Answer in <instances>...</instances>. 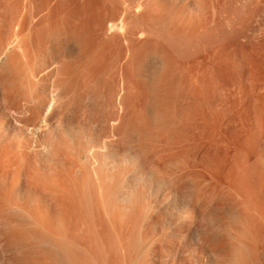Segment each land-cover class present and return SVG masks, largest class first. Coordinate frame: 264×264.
<instances>
[{
	"label": "rangeland",
	"instance_id": "374dc122",
	"mask_svg": "<svg viewBox=\"0 0 264 264\" xmlns=\"http://www.w3.org/2000/svg\"><path fill=\"white\" fill-rule=\"evenodd\" d=\"M2 1L3 0H0V5H2V9H0V12H3L7 9L5 7L8 0H6V4L4 2L5 0L3 1L4 3ZM17 1L20 2L19 4L25 2V0ZM41 1L42 0H37V2L39 3ZM12 2L14 6V0ZM60 2H62L65 6L62 3L61 6L60 4H58L56 9L58 10L59 7V14L57 10H55V13L53 15H56L55 17H57V15L58 17L62 15L63 17L60 16V19L57 18L58 23H60L59 25L62 26L61 28H63V26L64 28H67L65 29L67 30L66 32L72 33L73 37L76 36V38L72 39L73 37H70L71 39L68 40L69 42H66L68 43V48L66 47L67 44L64 42L65 36L61 37L64 41L60 38L59 40H57V43H55V45L58 46V43H60L58 41L62 40L64 45L66 44L65 47L67 48V50H69L68 52L67 50L61 48L63 47L61 46L63 43H60L61 45H59L61 46L59 48L61 50V53L60 50L57 49V46L55 50L57 51L56 60L58 59V61L60 62L63 59L62 62L65 63L63 64L66 70L62 69L61 62L59 64V62L57 61V64L60 66L59 67L57 65V70L61 69V71L56 70L54 78L50 77L48 79V82L51 81V83L49 84H52V80H55L53 85H56V81L57 85L60 82L58 86L54 85L57 88L60 87V90H58L60 92L61 98L57 102V104L59 103L60 105H56V107L58 106L57 113L60 114L59 116H62L60 113L61 111L62 114L64 113V116L67 114H73L74 116L75 113H83L82 116L77 114L75 115L78 118V120H76L75 122V125L77 121H81L84 112H87L85 114H88L87 116L89 119L90 117L92 118L88 120V118H85V115L83 117L84 120L86 119L85 121H90V125L87 122L88 127H86L93 128H90L92 132H89L92 137L90 136V138H88H92L93 141L91 139L92 143L89 142V140L88 142L90 144L87 143L90 147H92L91 145H93V147L91 148L92 150H89L90 148L87 144L86 147L88 146V151L92 152V154H97L99 156L98 157L96 155V159L101 157L100 159L102 160H99L98 163L100 164V161H106L105 163H101V165L104 164L105 167V164H107V169L109 170L111 166L113 167V164L116 165V163H120L125 158L123 160L125 161V164L122 161L121 164L116 165V167H113V169L118 168L117 170H121V172L126 175V170L128 169L127 172H129V170L132 168L131 170H134V173L136 170L137 174H135L137 175V177H141V180L138 178L139 181H134V177L130 179L126 175V177L124 178L125 175L122 174V177L119 173L120 171L118 172L116 170V172L119 173L117 177H119V180L122 178L121 182L124 184H122L124 188L122 186L120 187L118 184L117 188L120 187L118 189V192H122V194H125V196L127 195L126 197H124V199L127 200L121 198L122 195L120 196V193H118L119 197L115 196L114 199L117 197L119 200H121V202L123 201L122 204L124 203V205H127L129 203L128 199L131 198H129V196L131 195V191H133L132 188H135V186L138 185L137 190H141L142 192H136L137 190L134 189L135 192L137 194L147 192L144 193V195L142 194L143 196H141V199H143V197H146L145 199H147L148 202L145 203L151 205V208L153 209L151 210L149 208L148 211H144L145 216L146 213L151 212V214H148L149 218L152 219L151 222H153H150V224H152L151 226L150 224L145 223H149L150 219H145L147 221H144L142 218L144 217V215L142 216L141 211H143L144 204L142 205L141 202H144L142 200H139L140 204L138 207H140L142 210L139 209L140 214L137 216L139 220H137V225L139 224L137 226L138 233L136 232L137 235H135L134 237V239L137 240H135V252L138 251L135 254L139 257H137L136 255L133 256L136 259V262L134 264H211L213 260L210 261L209 259H211V254L213 253L214 249H212V245L210 247L209 243L205 242L206 238L208 240L210 239L212 242H215V245H218L217 248L215 246L216 256L212 264H232L233 261L231 260V254L229 250L232 248V245H238L241 241L245 244L248 243L249 247H247L250 251L244 254L245 261L243 264H264V212L262 211L261 217H258L254 209L252 210L253 212L249 210L250 212L247 213V209L246 207H244V204L247 205V203L249 202L251 203H249L248 205L254 207L257 202L259 203L258 199H260L264 203V0H61ZM8 3H10V0ZM11 6L12 5L10 3V9H7L8 13L6 11L7 14H5L4 12L5 16H8V20L11 17V13L9 15V12L13 8V6L12 8ZM22 6L23 8H21L23 9V12H25L24 8H26L27 10L31 9V11L26 10L27 13H33V9L30 8V6L29 9L27 8L28 6L25 7V3ZM70 8H72V12L70 11ZM43 16V13L36 15L34 21L37 22ZM57 19L54 18V21H56ZM60 21H64V24L68 22L70 23L69 26H71L68 27V23L64 25ZM36 22H34V24ZM10 26L12 27V25ZM71 27L73 29H71ZM57 28L59 29L60 27H58L57 25ZM61 28L59 30H62ZM40 31L43 32L42 30ZM40 31H38L39 33H37L36 35H42ZM73 33H75L76 35L74 36ZM41 35L35 37V35H33L31 32H28V34L26 35V44L28 47L30 46V48L34 50V46H37L38 42H44L45 40V45L43 46L42 44L40 47L41 54L44 55L41 57H43L42 60L46 59V62H50L52 59L50 60L49 57L52 56L53 53L51 52V45H49L48 43L51 42H49L50 40H47L48 37L46 36V34L44 35V38H42ZM79 35L83 36L85 42H80V39L82 40V37L80 38ZM45 36L47 37L46 39ZM38 37H41L43 40ZM39 39L41 41H39ZM75 43H77V45ZM70 45L71 47L69 48ZM82 45H85L83 46L85 48H83ZM73 50L74 52H72ZM42 51L45 52V54ZM46 54H48V56ZM64 55H67V57L70 55L71 57L69 56V58L66 59L67 57H65ZM78 58H80V60ZM37 59L38 58H36L35 60L36 63L34 60L33 61L35 64H39L35 66L40 67L41 58L39 61ZM76 60H78V63ZM164 60L169 63L171 70H168L169 75L167 74V72L163 74V79L162 77H157V74L158 70L162 68V66L160 65H163ZM33 61L32 64H34ZM72 62L75 63L74 66L72 65L74 63ZM70 65H72L73 68L70 67ZM146 65L149 69L145 68L147 67ZM66 66L67 68L68 66L70 67L68 68L69 71H67L68 69L66 68ZM82 66L86 67L84 68ZM79 68L83 69L81 70ZM155 68L158 70H156ZM63 70L64 74L66 71V76L62 74ZM5 73V71L2 72L0 70V74L2 76L5 75ZM78 73L80 74V76H82L80 77ZM88 73L90 77L88 76ZM67 75L69 76L67 77ZM75 75H77V79H75ZM2 76L0 77V85H2L3 83ZM70 76L73 77L71 78ZM61 78H63V80H65L66 82L64 81L65 83H63ZM69 78L70 80H68ZM69 84L74 85L71 86ZM61 86L63 87V89L61 88ZM74 86H77V89ZM78 87H80L81 89ZM0 89L3 91L4 88L2 89L0 87ZM81 90L83 93H81ZM21 91L24 90L22 89ZM21 91H18V93ZM97 91L99 94H97ZM3 92H1L2 96L4 95ZM23 93L21 92V94ZM124 93H127V95H125ZM1 94L0 105H3V107H1L0 113H6L8 109L9 112L7 111V114L13 113V106L16 102V105H19L22 101L21 98L18 97L20 99V101L18 102V99H16L17 93H15L16 95L13 93L15 97L13 94H10L12 100L8 99V101H12L10 102L11 104H14L12 106L6 100L7 98L4 100L6 95L2 97ZM110 94H112L113 99ZM131 96L132 98H130ZM78 97L80 98L78 99ZM2 98L4 101L1 100ZM71 98L74 104L71 102ZM24 99L25 98H23V100ZM82 99L84 100L82 101ZM13 100L15 101V103L13 102ZM24 103L21 102V105ZM104 104L106 105V107ZM128 104H130L131 106L129 105V107ZM6 105H10L12 106V108L9 106L6 110ZM65 105L66 107L68 105L69 106L68 109L66 108L64 110ZM107 105L109 107H107ZM15 107L17 108L18 106ZM56 107L54 108V110L56 109ZM129 110L131 111V113ZM147 111L148 113H146ZM100 113H103L104 115ZM112 113L117 117L115 123L114 121L106 122L107 117L110 118ZM13 116H15L14 113L12 114V118ZM73 116L72 118L75 119V117ZM65 117L69 116L67 115ZM133 117L135 118V120L137 118L138 121H135ZM118 118L121 122L118 121ZM58 119H60V117L58 118L57 115L54 119L51 120L53 122H51V126L55 128L54 131L56 130L54 136L50 137L48 134H46L47 130H43L42 134L43 136L45 134L44 138H46L47 136V138H58L60 141H62L61 139L63 138L65 141L69 140L71 134L59 132L61 130H58V123H56V121L59 122ZM126 120H129V122H127ZM142 120L144 121L143 123ZM80 121L78 124L81 125ZM1 124L3 125L2 118H0V125ZM111 124L113 125V127ZM1 126L0 130L2 132L0 131V134L5 131L4 134L8 135L9 132L6 133V129H2V127H5V124L4 126ZM116 126H118V129L116 128ZM114 129H116V132L113 131ZM87 130L89 131V129ZM99 130L106 132H103V134L100 133L101 131ZM76 131H78V129H76ZM123 132L125 133L126 137ZM137 133H140L141 135H138ZM56 135L59 137H57ZM129 135H132V137H130ZM121 136L123 140L121 139ZM145 136L149 141H146ZM72 137L71 139L73 140ZM94 137L97 139L95 140ZM72 140H69L70 145H72V143L70 142ZM118 141H120L119 146H117ZM66 142L68 143V141ZM134 142H136V144ZM142 142L144 143L141 144ZM62 143L65 142L62 141L60 145ZM69 143L65 144L64 147L66 148V145H69ZM97 143H99L100 145ZM114 143L116 144V146L112 148L111 145L113 146ZM140 146H142V148H140ZM64 147L62 148L60 146V149L62 148L61 150H63ZM131 148L133 152H136L135 154L132 152ZM150 148L152 151L150 150ZM112 151H114V155ZM67 152H69L68 149L66 150V153ZM60 153L61 152H59V154ZM92 154L90 156L88 155V162H90V164L88 163L89 165L92 164V160H96L94 157L95 155H93L94 159L92 158V160L90 161ZM137 154H139L140 157ZM43 155L42 157H45L46 160L44 158H40V161L43 163L40 162L41 165L38 166H41V168L49 167L46 165H43V167L42 164H44L45 162V164H48L47 162L53 159L52 155L55 154H52L51 156L49 154ZM132 155H136L137 157H133ZM49 157H51V159ZM56 157L58 158L59 156L56 154L54 158ZM138 158H140L139 161ZM131 159H135L136 161L134 160V162ZM145 159L147 162L150 160V163L145 162ZM112 161H116V163L114 162L112 164ZM51 162L53 163V161ZM138 162H140L141 165L137 164ZM40 163L38 162V164ZM52 163L49 162V164ZM110 163L112 164L111 166ZM88 164L87 169H89V167L91 168L92 165V167H96L94 166V164H92L91 166H89ZM122 165L123 169L120 168ZM137 166H139L140 168ZM112 167L110 168L111 170ZM128 167H130V169ZM148 167L150 169H147ZM90 170L89 172L92 171ZM144 170H147L145 171L146 173L144 172ZM142 171L149 176H146L145 174L144 176ZM112 172L116 173L115 171ZM107 173L108 171L106 172V174ZM136 175H134L135 179L137 178ZM146 177L148 179L151 177L149 179V182ZM132 180L135 183H130ZM142 180L143 182H141ZM104 181L106 184L111 183L109 179L108 181L104 179ZM147 183L149 184L148 187ZM173 183H177L175 187ZM130 184L133 185L131 186ZM144 184L146 187L144 186ZM181 185H183V188ZM142 188L146 190L144 191L142 190ZM200 190L201 192H199ZM145 194H148V196L150 197ZM139 196H137L138 199L140 198ZM112 197H110L109 199H111ZM244 197L245 201L247 198L246 202L243 200ZM145 199L143 200L146 201ZM111 200H113V198ZM119 200L116 199L114 201ZM150 200L153 201V204ZM262 202L259 204H263ZM191 206L193 207L191 208ZM256 206L258 207L259 205L257 204ZM144 207L147 209L150 206L144 205ZM204 208L206 210H204ZM261 210H264V208H261ZM1 211L2 210H0V231L2 233H0V264H38L39 262V264H43L44 260H46L44 264H94V262L95 264H98L99 262H102V257L100 256L99 258L98 253L92 255L91 253L95 252L85 251L83 244H75V246L72 245L70 247H67L68 245L62 247V245L60 244L59 247L57 246L58 244L56 245V242L54 241V243L53 239L49 238L45 233L37 230V228H35L33 225L30 226V221L27 222L25 220H22L19 215L13 211H9V213L6 210H3L2 212ZM3 212L4 215L1 214ZM10 212L12 213V215ZM89 214V212L85 214L87 216L85 217L88 218V221L91 218V215ZM148 215L146 217H148ZM240 217L244 221H246L247 219H251L250 221L253 220L254 223L251 222L253 224H250V226L252 225L251 228H249L251 229L250 231L249 229H245V231H243V228L245 227L243 225L245 224V222L240 220ZM236 218H238L239 220ZM19 221L21 222L19 223ZM141 221H144V223H142ZM18 223L20 225H18ZM228 224H230L229 227ZM22 226L23 228L21 229ZM119 226L120 227L118 228L122 229L123 225ZM239 227L243 228L240 229ZM258 228H260L259 231ZM246 231H249V233ZM24 232H26L27 234ZM20 233H23L22 235L27 236V238L25 236L19 235ZM152 234H154L155 236ZM229 235H231V237ZM236 235H238L237 237H239L237 239L238 241L235 240L237 238ZM240 235L244 237V239ZM1 236L3 237L1 238ZM146 236H150V240ZM39 237L41 239H39ZM47 237L49 238V241H47ZM31 238L32 241H30ZM199 238H202V240L204 239V242L199 240ZM225 239L226 242L224 241ZM4 240L7 242H4ZM19 240L21 241L20 244H23L22 246L19 245ZM42 240H46L47 242ZM218 240H221L222 242L224 241V243L226 244L223 245V243L221 242V246V243H219ZM35 242L37 243L35 244ZM41 242L44 243L41 244ZM148 242L149 244H147ZM225 245L227 246L224 247ZM142 246L143 248H141ZM160 246L164 249L162 248V250ZM219 247L220 249H226V251L219 250ZM68 248L71 253H69ZM52 249L54 251H52ZM38 250H40V252ZM32 251H34V254ZM36 251L39 254H37ZM220 251H222L223 253ZM60 252L63 253L60 254ZM51 253H53V255ZM57 253L59 256L56 255ZM64 253L66 256H63ZM126 257L128 256L126 255ZM129 257L127 258V261H129ZM90 259L92 260V262H90ZM95 259H98V262H96ZM135 259L133 260L135 261ZM24 260L26 262H23Z\"/></svg>",
	"mask_w": 264,
	"mask_h": 264
},
{
	"label": "bare ground",
	"instance_id": "6f19581e",
	"mask_svg": "<svg viewBox=\"0 0 264 264\" xmlns=\"http://www.w3.org/2000/svg\"><path fill=\"white\" fill-rule=\"evenodd\" d=\"M4 1V0H3ZM2 1V2H3ZM13 0H10V3L11 5L13 6ZM23 1V0H21ZM39 1V0H38ZM61 1V0H60ZM58 0H42L40 3L37 2V0H25V7L28 6L27 8L29 9V6L30 8L33 9V13L31 14V12L28 13L26 12V8H24L25 12H23V6L24 3L22 4H19L20 2H18L17 0H14V6L12 8V10H10L9 12V15L11 13V17L10 19L8 20V16L6 18L5 14L8 13V8H9V5L10 3L9 0L7 2V5L5 8H7L5 11H1L0 12V70L3 72L5 71V75H1L2 76V80H3V83L2 85H0V87L3 89V91H6V92H3L1 89L0 91L4 93L3 96H5L4 100L6 99L8 101V99L12 100L10 94H15L17 93V98L18 99L17 101L19 102L20 99L18 97L21 98V102H25L24 104L21 105V102L19 105H16L15 103V99L13 100V102L15 103V105L10 102L12 101H8L9 104H11L14 108H12V106H10L12 109H13V113L15 116H13L12 118V114L13 113H8L7 114V111L9 110L7 106V108L5 107V110L6 113L3 112L0 113L2 115H0L2 118V121H3V125L5 124V127H2L3 130L6 129V133L7 134H4V132L2 134H0V210H6L8 211H13L15 212L16 214L19 215V217L22 219V220H25L27 222L30 223V226H34L35 228H37V230H40L41 232L45 233L49 238L53 239V242L60 247V244L63 246H66L68 245L67 247H70L72 245L75 246V244H83V247H84V250L87 251V252H95V253H91L92 255L93 254H97L98 253V256L100 258V256L102 257V262L104 264H134L136 262V259L133 257L135 256L138 251L135 252V243H136V239H134L136 232H137V229H138V225H137V216L140 214V210H142L139 206L140 204V201L142 200L144 203L141 202V204L145 205V206H150L148 207L147 209L144 207L143 205V211H141L142 213V216L145 214L146 211H148V209L150 208L151 210H153L151 208V205H149L148 203H145V202H148L147 199H145L143 197V199H145L146 201H144L143 199H141L144 195V193H147V192H144V193H136V192H139L141 190H137L138 189V185L135 186V188H132L133 191H131V195L129 196L130 199H128V204L127 205H124V203L122 204L121 200H119L117 197L114 199L115 196H118L120 193V196L122 195L121 198L124 199L125 194L123 195L122 192H118L119 188L122 186V182H121V179L119 180V177L118 174L120 173V175L122 176V174H124L123 172H121V170H117L118 168H114L113 167H116V165H119L121 164V162L125 159H123L120 163H116V161H112V164L115 162L116 165L113 164V167L111 166L112 164L110 163V166L112 167V170L109 168V170L107 169V164H105V167H104V164L101 165V163H105L104 161H100V164L98 163L99 160H102L100 158L96 159V155L97 154H92V152H90L93 147V145H91L92 147H90L88 144H90L89 142H91V139H88L90 138L91 134L89 133L91 130L90 128H87L88 125H87V122L88 121H85L87 118H88V114L86 115L85 113L87 112H84V115L86 116L85 120L80 118L82 116V114H77L75 113V115H81L79 118L81 119L80 124L79 121H77L76 125H75V122L76 120H78V118L73 114H71L73 117H75V119L72 118L71 115L66 114L69 116V117H65L67 115H63L62 114V111L60 112L62 116H59L60 114L57 113V109H58V106L56 107L57 102L59 101V99L61 98L60 97V92H59V88L55 87L57 85V81H56V85L54 86L53 83L55 82V80H52V84H49L51 83V81L48 82V79L50 77L54 78V75L56 73V70L58 69L57 68V63L59 62L58 59L56 60V46L55 43H57V40H59L62 36H65V43L71 39L73 37L72 33L70 32H66L67 28H61L62 26L59 25L60 23H58V15L57 17H55L56 15H53L55 13V10H57V5L60 4V6L63 4L62 2H60ZM65 1V0H63ZM75 1V0H74ZM77 1V0H76ZM5 4H6V0L4 1ZM3 2V3H4ZM60 2V3H59ZM67 2V1H66ZM62 3V4H61ZM75 3V2H74ZM1 4V2H0ZM9 4V5H8ZM66 4V3H65ZM64 5V4H63ZM2 5H0L1 7ZM4 6V5H3ZM65 6V5H64ZM63 6V7H64ZM67 6V5H66ZM69 6V5H68ZM73 6V5H72ZM71 6V7H72ZM22 7V8H21ZM2 9V7L0 8ZM4 9V8H3ZM10 9V8H9ZM67 9V8H66ZM65 9V10H66ZM69 9V8H68ZM72 8H70V11H71ZM31 11V9H29ZM27 10V11H29ZM7 11V13H6ZM12 11V12H11ZM59 11V7H58V10L57 12ZM5 12V14H4ZM56 12V14H57ZM63 12H64V8H63ZM69 12V11H68ZM72 12V11H71ZM25 13V14H24ZM27 13V14H26ZM40 13H43V17H41V19H39L37 22L34 21L36 15L40 14ZM67 13V12H66ZM4 14V15H3ZM31 14V15H30ZM59 14V12H58ZM68 14V13H67ZM28 15V16H26ZM69 15V14H68ZM67 15V16H68ZM54 16V17H53ZM70 16V15H69ZM63 17V16H62ZM54 18H56L57 22L54 21ZM61 18V17H60ZM59 18V19H60ZM67 18V17H66ZM65 18V19H66ZM38 19V18H37ZM71 19V18H70ZM64 20V19H63ZM69 20V19H67ZM73 20V19H72ZM9 21H10V24H9ZM34 22H36L34 24ZM61 22V21H60ZM64 22V21H63ZM61 22V23H63ZM76 22V21H75ZM12 23V24H11ZM68 23V22H67ZM67 23H63L64 25H66ZM82 23V22H81ZM58 27H60L62 30H59L57 28V25ZM70 23H68V27ZM12 25V27L10 26ZM73 25V24H72ZM77 25V24H76ZM75 25V26H76ZM80 26V25H79ZM76 28V27H75ZM70 29V28H68ZM71 29H73L71 27ZM40 30H42L46 36L48 37V41L51 42V43H48L49 45H51V52L53 53L52 56L49 57V59L51 60L50 62H46V59L42 60L43 57L41 56H44L41 54V50H40V47L41 45L43 44V46L45 45L42 38H44V33L41 32ZM78 30V29H77ZM83 30V29H82ZM38 31H40L41 34H38L36 35L37 33H39ZM81 31V30H80ZM28 32L32 33L33 35H35V37L37 36H42L41 37H38L40 38L39 41L41 42H38V45L37 46H34V50L30 48V46L28 47L27 44H26V35L28 34ZM79 32V31H78ZM80 33V32H79ZM83 33V32H82ZM74 36L76 35L75 33H73ZM84 35V34H83ZM32 36V35H31ZM45 36V39L47 38ZM80 36V35H79ZM71 37V38H70ZM82 37V40L80 39V42L84 41L83 39V36H80V38ZM34 38V37H33ZM76 38L73 37L72 39ZM34 40V39H33ZM62 40L58 41L60 42L61 44L63 43ZM47 41V42H48ZM75 41V40H74ZM37 42V41H36ZM54 42V43H53ZM69 42V41H68ZM77 42V41H76ZM79 42V44H80ZM60 43H58V46L61 45ZM67 44V45H66ZM66 47L68 46V43H66ZM77 45V43H75ZM78 44V45H79ZM83 44V43H82ZM88 44V43H87ZM48 45V46H49ZM64 43L61 45V46H57V49L60 50L59 48L61 47L62 49H65L67 50V48L65 47ZM89 45V44H88ZM87 45V47H88ZM32 46V48H33ZM81 46V44H80ZM85 46V45H82V47ZM39 49H38V48ZM50 47V46H49ZM71 47V45L69 46V48ZM79 47V46H78ZM81 47V48H82ZM48 48V47H47ZM85 48V47H83ZM82 48V49H83ZM42 49V48H41ZM50 49V48H49ZM72 49V48H71ZM70 49V50H71ZM40 50V51H39ZM50 51V50H49ZM69 52V50H67ZM83 51V50H82ZM88 51V49H87ZM86 51V52H87ZM43 52V51H42ZM64 52V50H63ZM62 52V53H63ZM71 52V51H70ZM74 52V50L72 51ZM85 52V50H84ZM45 54V52H43ZM59 53V51H58ZM60 53H61V50H60ZM77 53V52H76ZM75 53V54H76ZM88 53V52H87ZM150 53V52H148ZM49 54V52H48ZM48 54H46L48 56ZM64 54V53H63ZM70 54V53H68ZM74 54V53H73ZM78 54V53H77ZM82 54V53H81ZM40 56V57H39ZM60 56V55H59ZM65 57H67V55H64ZM70 56V55H69ZM69 56L66 58L68 59ZM76 56V55H75ZM80 56V55H79ZM146 56V55H145ZM46 57V56H45ZM71 57V56H70ZM78 57V56H77ZM82 57V56H81ZM80 57V58H81ZM34 58V59H33ZM36 58H38L37 60L39 61L40 58H41V63H40V67L38 66H35V65H39V64H35L36 63ZM58 58V57H57ZM60 58V57H59ZM80 58H78L80 60ZM35 63H34V61ZM65 59V60H66ZM72 59V58H71ZM63 60V59H62ZM62 60L60 61L61 62V68L62 69H65V66H64V62H62ZM74 60V58H73ZM145 60V59H144ZM32 61L34 64H32ZM37 61V63H38ZM58 61V62H57ZM77 63H78V60H76ZM162 61V60H161ZM31 62V64H30ZM59 62V64H60ZM64 63V64H63ZM71 63V62H70ZM74 63V62H72ZM163 63V62H162ZM67 65V63H66ZM73 66L75 65L72 64ZM72 65H70V67H72ZM59 66V65H58ZM147 66V65H146ZM160 66H162L161 69H156L158 70V74H157V77L159 78H163L164 77V73L168 72L171 70L170 69V65L168 62H166L164 60V63L163 65L161 64ZM60 67V66H59ZM68 66V68H70ZM82 67H86V66H82ZM35 68V69H34ZM67 68V66H66ZM67 68V69H68ZM73 68V67H72ZM145 68H148L145 67ZM174 68V66H173ZM172 68V69H173ZM81 69V68H79ZM83 69V68H82ZM81 69V70H82ZM149 69V68H148ZM170 69V70H169ZM66 70V69H65ZM71 70V69H70ZM155 70V71H156ZM169 70V71H168ZM45 71V72H44ZM57 71H61V69L57 70ZM69 71V69L67 70ZM72 71V70H71ZM84 71V70H83ZM64 70L62 71V74ZM79 72V71H78ZM59 73V72H57ZM73 73V72H72ZM82 73V72H80ZM3 74V73H2ZM65 74L66 71H65ZM64 74V75H65ZM71 74V73H69ZM79 74V73H78ZM156 74V72H155ZM44 75V76H43ZM73 75V74H72ZM86 75V73H85ZM169 75V74H168ZM0 76V77H1ZM66 76V75H65ZM64 76V77H65ZM69 75H67L68 77ZM77 75H75L76 77ZM80 76V74H79ZM82 76V75H81ZM80 76V77H81ZM84 76V75H83ZM88 76H89V73H88ZM87 76V77H88ZM66 77V78H67ZM71 77V76H70ZM73 77V76H72ZM71 77V78H72ZM90 77V76H89ZM51 78V79H52ZM59 78V77H58ZM78 77H76L75 79H77ZM63 83H65L66 81L63 80V78H61ZM60 79V80H61ZM90 79V78H89ZM164 79V78H163ZM1 80V82H2ZM57 80V79H56ZM70 80V78L68 79ZM82 80H85V79H82ZM91 80V79H90ZM156 80V79H155ZM158 80V79H157ZM65 81V82H64ZM81 81V79H80ZM79 81V83H80ZM88 81V80H87ZM152 81H153V78H152ZM161 81H164V80H161ZM166 81V80H165ZM74 82V81H72ZM90 82V81H89ZM88 82V83H89ZM159 82V81H158ZM60 83V82H59ZM58 83V85H59ZM70 83V82H69ZM82 83V82H81ZM84 83V82H83ZM153 83V82H152ZM157 83V82H156ZM160 83V82H159ZM158 84V83H157ZM57 85V86H58ZM62 85V84H60ZM66 85V84H64ZM68 85V84H67ZM71 85V84H69ZM74 85V84H73ZM71 85V86H73ZM87 85V84H86ZM86 85H83V86H86ZM79 86V84H78ZM88 86V85H87ZM164 86V85H163ZM70 87V86H69ZM76 87L77 89V86H74ZM81 87V86H80ZM78 87V88H80ZM162 87V86H161ZM20 88V89H19ZM61 88L63 89V87L61 86ZM84 88V87H83ZM82 88V90H83ZM86 88V87H85ZM24 90V91H21V90ZM59 89V90H58ZM61 89V90H62ZM81 89V88H80ZM72 90V88H71ZM81 90V93H83ZM95 90V89H94ZM126 90V89H125ZM18 91H21L23 94H21V92L18 93ZM63 91V90H62ZM77 91V90H76ZM0 92V94H1ZM67 92V91H66ZM74 92V91H73ZM79 92V91H78ZM87 92V91H86ZM85 92V93H86ZM106 92V91H105ZM126 92V91H125ZM72 93V92H71ZM88 93V92H87ZM115 93V92H114ZM137 93V92H136ZM135 93V94H136ZM13 94V95H14ZM20 94V95H18ZM66 94V93H64ZM97 94L98 91H97ZM113 94V93H112ZM112 94L111 97H112ZM123 94V93H122ZM125 94V93H124ZM129 94V93H128ZM132 94V93H131ZM14 95V97H15ZM69 95V93H68ZM74 95V94H73ZM76 95V94H75ZM82 95V94H81ZM85 95V94H84ZM107 95V94H106ZM109 95V96H110ZM115 95V94H114ZM113 95V96H114ZM127 95V93L125 94ZM2 96V94H1ZM2 96V97H3ZM66 96V95H64ZM87 96V95H86ZM93 96V95H92ZM136 96V95H135ZM13 97V98H14ZM25 98L23 100V98ZM73 97V96H72ZM84 97V96H83ZM89 97V95H88ZM97 97V96H96ZM116 97V96H115ZM74 98V97H73ZM80 97H78L79 99ZM87 98V97H86ZM95 98V97H94ZM102 98V97H101ZM108 98V97H107ZM117 98V97H116ZM124 98V96H123ZM132 98V96L130 97ZM135 98V97H134ZM77 99V98H76ZM85 99V98H84ZM82 99V101L84 100ZM113 99V97H112ZM126 99V98H125ZM3 100V98L1 99ZM3 100V101H4ZM26 100V101H25ZM67 100V99H66ZM72 100V98H71ZM104 100V99H103ZM111 100V99H110ZM118 100V99H117ZM113 101V100H112ZM134 101V100H133ZM132 101V103H133ZM149 101V100H148ZM147 101V102H148ZM7 102V103H8ZM73 103V100L71 101ZM107 102V101H105ZM111 102V101H110ZM117 102V101H116ZM6 103V102H4ZM67 103V102H66ZM72 103H69V104H72ZM78 103V102H76ZM75 103V104H76ZM112 103V102H111ZM62 104V103H61ZM64 104V103H63ZM74 104V103H73ZM102 104V103H101ZM121 104V103H119ZM60 105V104H59ZM103 105V104H102ZM105 105V104H104ZM130 104H128L129 106ZM15 106H18L17 108ZM63 106V105H62ZM69 106V105H68ZM68 106L66 107L65 105V108L64 110L67 108L68 109ZM85 106V105H84ZM92 106V105H91ZM131 106V105H130ZM129 106V107H130ZM1 107H3V105L1 106L0 105V109ZM56 107V111L54 110V108ZM72 107V106H71ZM81 107V106H80ZM83 107V106H82ZM106 107V105H105ZM107 107H109L107 105ZM111 107V106H110ZM128 107V108H129ZM116 108V107H115ZM118 108V107H117ZM125 108V107H124ZM134 108V107H133ZM131 108V109H133ZM148 108V107H146ZM11 109V110H12ZM70 109V107H69ZM108 109V108H107ZM114 109V108H113ZM90 110V109H89ZM116 110V109H115ZM4 111V110H3ZM67 111V110H66ZM94 111V110H93ZM113 111V110H112ZM111 111V112H112ZM118 111V110H117ZM130 111V110H129ZM135 111V110H134ZM133 111V112H134ZM149 111V110H148ZM148 111L146 113H148ZM9 112V111H8ZM54 112H55V115H54ZM109 112V111H108ZM116 112V111H115ZM58 115V118L60 117L59 122L56 121V123H58V130L60 129L61 131L59 132H62V133H67V134H71V137L73 138V140L71 139V137H69L67 134V136L70 138L69 140H72L70 141L72 143V145H70L69 143V140H66L68 141L69 145H66L67 149L69 150V152L66 153V148L64 147L65 144H68L64 138L60 139L62 141H64L65 143H62L60 145V143L62 141H60L58 138L56 139L55 137H52V138H55V139H52V138H44L43 136V130L46 131L47 130V133L50 137L51 136H54V133L56 132V130L54 131L55 128H53L51 125V120L55 118L56 115ZM69 113V112H68ZM131 113V111H130ZM151 113V112H149ZM102 115H104L103 113H100ZM109 114V113H108ZM117 114V113H116ZM53 115H54V118H53ZM124 115V114H123ZM129 115V114H128ZM71 116V117H70ZM97 116V115H96ZM90 117V116H89ZM99 117V116H98ZM97 117V118H98ZM110 117V115H109ZM135 117V116H134ZM133 117V118H134ZM138 117V116H137ZM140 117V116H139ZM12 118V119H11ZM57 118V117H56ZM102 118V117H101ZM116 116H114V114L112 113L111 114V117L106 119V122L107 121H114L115 123V120H116ZM120 118V117H119ZM119 118H118V121H119ZM142 118V117H141ZM149 118V117H147ZM90 119H92L90 117ZM88 118V120H90ZM94 119V118H93ZM109 119V120H108ZM112 119V120H111ZM126 119V117H125ZM145 119V118H144ZM56 120V119H55ZM75 120V121H74ZM96 120V118H95ZM94 120V122H95ZM105 120V119H104ZM132 120V119H131ZM135 120V118H134ZM136 120L138 121V119L136 118ZM135 120V121H136ZM93 121V120H92ZM98 121V120H97ZM123 121V120H122ZM127 121V120H126ZM146 121V120H145ZM90 122V121H89ZM88 122V124L90 125V123ZM121 122V121H119ZM129 122V120L127 121ZM144 121L142 120V123ZM149 122V121H148ZM147 122V124H148ZM53 123V122H52ZM97 123V122H96ZM99 123V122H98ZM102 123V122H101ZM111 123V122H110ZM133 123V122H132ZM151 123V122H150ZM55 124V123H54ZM78 124V125H77ZM106 124V123H105ZM109 124V122H108ZM121 124V123H120ZM128 124H131V123H128ZM127 124V125H128ZM138 124V123H137ZM146 124V123H145ZM56 125V124H55ZM81 127H80V126ZM95 125V124H94ZM112 125V124H111ZM141 125V123H140ZM151 125V124H150ZM79 126V127H78ZM87 126V127H86ZM121 126V125H120ZM133 126V125H132ZM136 126V124H135ZM148 126V125H147ZM105 127H108V126H105ZM113 127V125H112ZM118 126H116L117 128ZM123 127V126H122ZM141 127V126H140ZM5 128V129H4ZM98 128V127H97ZM100 128V127H99ZM150 128V127H149ZM76 129H78V131H76ZM89 129V131L87 130ZM93 129V128H91ZM95 129V128H94ZM104 129V127H103ZM106 129V128H105ZM118 129V128H117ZM123 129V128H122ZM57 130V131H58ZM107 130V129H106ZM112 130V129H111ZM136 130V129H135ZM147 130V129H146ZM151 130V129H150ZM1 131V130H0ZM88 131V132H87ZM101 131V130H99ZM113 131L116 132V129H114ZM128 131V130H127ZM132 131V130H130ZM139 131V129H138ZM145 131V130H144ZM2 132V131H1ZM92 132V131H91ZM104 131H101L100 133H103ZM106 132V131H105ZM104 132V133H105ZM114 132V133H115ZM121 132V131H120ZM119 132V134H120ZM136 132V131H135ZM150 132V131H149ZM89 133V134H88ZM95 133V132H94ZM103 133V134H104ZM122 133V132H121ZM124 133V132H123ZM146 133V132H145ZM148 133V132H147ZM133 134V133H131ZM135 134V133H134ZM138 134V133H137ZM140 134V133H139ZM138 134V135H139ZM150 134V133H149ZM153 134V133H152ZM93 135V134H92ZM118 135V134H116ZM123 135V134H122ZM125 135V133H124ZM123 135V136H124ZM136 135V134H135ZM137 135V136H138ZM141 135V134H140ZM146 135V134H145ZM48 136V137H49ZM57 136V135H56ZM61 136V134H60ZM65 136V135H64ZM77 139H76V137ZM94 136V135H93ZM128 136V135H127ZM130 136V135H129ZM150 136V135H149ZM59 137V136H57ZM92 137V136H91ZM102 137V136H100ZM119 137V136H118ZM126 137V135H125ZM132 137V135L130 136ZM136 137V136H135ZM75 138V139H74ZM120 138V137H119ZM128 138V137H127ZM126 138V139H127ZM146 138V136H145ZM153 138V137H151ZM46 139V140H44ZM48 139V140H47ZM67 139V138H66ZM94 139L96 140L97 138L94 137ZM100 139V138H99ZM103 139V138H102ZM101 139V141H102ZM121 139H122V136H121ZM59 140V141H58ZM89 140V142H88ZM117 140V139H116ZM120 140V139H118ZM123 140V139H122ZM129 140V139H128ZM148 139L146 138V141ZM48 141V142H47ZM93 141V139H92ZM114 141V140H113ZM125 141V140H124ZM137 141V140H136ZM145 141V142H146ZM149 141V140H148ZM99 142V141H98ZM117 142V141H116ZM115 142V143H116ZM119 142L118 141V145L119 146ZM126 142V141H125ZM139 142V141H138ZM88 143V144H87ZM92 143V142H91ZM114 143V145L112 146L111 144V147L113 148L114 146H116V144ZM136 144V142H134ZM144 142H142L141 144H143ZM147 143V142H146ZM86 144L89 146V150L88 151V146L86 147ZM99 144V143H97ZM113 144V143H112ZM140 144V143H138ZM100 145V144H99ZM109 145V146H110ZM128 145V144H126ZM145 145V144H144ZM60 146L63 148L64 147V152H65V155H64V152L63 150L60 149ZM97 146V145H95ZM94 146V147H95ZM147 146V145H146ZM151 146V145H150ZM100 147V146H99ZM126 147V146H125ZM131 147V146H130ZM138 147V146H137ZM144 147V146H143ZM124 148V147H123ZM133 148V146H132ZM131 148V150H132ZM140 148H142V146H140ZM148 148V147H147ZM116 149V148H115ZM122 149V148H121ZM146 149V148H145ZM113 150V149H112ZM117 150V149H116ZM126 150V148H125ZM142 150V149H141ZM151 150V148H150ZM118 151V150H117ZM115 151V152H117ZM123 151V150H122ZM140 151V150H139ZM143 151V150H142ZM147 151V150H146ZM144 151V152H146ZM152 151V150H151ZM59 152H61L59 154ZM113 152V155H114V151ZM133 152V150H132ZM131 152V153H132ZM134 154L136 152H133ZM138 153V152H137ZM142 153V152H141ZM43 154H49L50 156L52 154H55V155H52V158L49 157L51 160H49L50 163H52L51 161H53L52 164H49V162H47L48 164H42V166L46 165V166H49V167H44V168H41V166H38V165H41V162L40 160L41 159H45V157H42ZM56 154L59 156L58 158H54L56 156ZM91 156V159L90 161L92 160L93 158V155H95V159L96 160H92V164H94V166L96 167H92L90 164V162H88V157ZM99 154V153H98ZM146 154V153H145ZM148 154V153H147ZM89 155V156H88ZM130 155V154H129ZM139 157L140 155L137 154ZM153 155V154H152ZM44 156V155H43ZM98 156V155H97ZM112 156V155H111ZM124 156V155H123ZM133 156V155H132ZM136 156V155H134ZM133 156V157H134ZM145 156V155H144ZM99 157V156H98ZM103 157V156H102ZM132 157V158H133ZM137 157V156H136ZM150 157V156H149ZM148 157V158H149ZM41 158V159H40ZM131 158V157H130ZM129 158V159H130ZM143 158V157H142ZM94 159V158H93ZM46 160V159H45ZM44 160V161H45ZM98 160V161H97ZM132 160V159H131ZM135 159H133L132 161H134ZM140 160V158H138V161ZM148 160V159H147ZM43 161V160H42ZM136 161V160H135ZM134 161V162H135ZM38 162L40 164H38ZM124 164H125V161H123ZM145 162L146 159H145ZM150 163V160L148 161ZM147 162V163H148ZM89 163V164H88ZM127 163V162H126ZM146 163V164H147ZM91 166V168H94V169H91L88 166ZM123 164V165H124ZM137 164H140V162H138ZM153 164V163H152ZM123 165L120 167L122 168ZM141 165V164H140ZM150 165V164H149ZM148 165V166H149ZM133 166H134V163H133ZM132 166V167H133ZM40 167V168H39ZM118 167V166H117ZM139 167V166H137ZM144 167V165H143ZM106 168V169H105ZM130 169V167H128ZM140 168V167H139ZM92 171H91V170ZM123 169V168H122ZM125 169V168H124ZM132 169V168H131ZM129 170V172H127L126 170V175L132 179H134V181H139V177H137V173H136V170H135V173L133 172L134 170ZM138 169V168H136ZM146 169V168H145ZM147 169H150L149 167ZM153 169V168H152ZM89 170L91 172H89ZM116 170L119 172H116ZM108 171V173L106 174V172ZM112 171H115L116 173L114 172H111ZM147 171V170H144V172ZM152 171V170H151ZM111 174H110V173ZM140 172V171H139ZM143 172V171H142ZM143 172V175L146 173ZM116 174V176H115ZM152 174V173H151ZM150 174V175H151ZM190 174V173H189ZM125 175V174H124ZM126 175L124 176V178L126 177ZM136 175V179H135V176ZM146 175V174H145ZM144 175V176H145ZM188 175V174H187ZM106 178H105V177ZM140 176V175H139ZM141 176H142V173H141ZM146 176H149L148 174ZM186 176V175H184ZM123 177V176H122ZM127 177V178H128ZM182 177V176H181ZM139 178V179H138ZM147 178V177H146ZM151 178V177H150ZM149 178V179H150ZM177 178V177H176ZM104 179H106L108 181L111 182V183H105ZM145 179V178H143ZM148 179V178H147ZM148 179V182L150 181ZM179 179V178H178ZM141 180V179H140ZM128 181V179H127ZM133 180L130 182V183H135ZM173 181V180H172ZM177 181V180H176ZM119 182V183H118ZM126 182V181H124ZM143 182V180L141 181ZM140 182V183H141ZM146 182V181H144ZM121 183V184H120ZM139 183V184H140ZM151 183V182H150ZM171 183V182H170ZM92 184V185H91ZM109 184V185H108ZM118 187L117 188V186ZM148 184V183H147ZM174 184V183H173ZM172 184V185H173ZM177 184V183H176ZM174 184V187L175 185ZM183 184V183H182ZM124 185V184H123ZM131 186L133 184H130ZM153 185V184H152ZM145 186V184H144ZM149 186V184L147 185V187ZM182 188H183V185H181ZM123 187V186H122ZM130 187V186H129ZM128 187V188H129ZM137 187V188H136ZM141 187V186H140ZM146 187V186H145ZM144 187V188H145ZM177 187V186H176ZM180 187V186H179ZM124 188V187H123ZM123 188H122V191H123ZM200 188V187H199ZM130 189V188H129ZM136 189L137 191L135 192ZM148 189V188H147ZM178 189V188H177ZM176 189V190H177ZM201 189V188H200ZM121 190V189H120ZM142 190H144L142 188ZM146 190V189H145ZM144 190V191H145ZM175 190V189H174ZM180 190V189H179ZM204 191V190H202ZM142 192V191H141ZM149 192V190H148ZM151 192V191H150ZM182 192V191H181ZM201 192V190L199 191ZM136 193V194H135ZM198 193V192H197ZM204 193V192H203ZM202 193V194H203ZM143 194V195H142ZM140 195V196H139ZM148 196V194H145ZM151 195V194H150ZM113 196V197H112ZM139 196L140 198L138 199ZM244 196V195H243ZM110 197L113 198V200L109 199ZM119 197V196H118ZM150 197V196H148ZM198 197V196H197ZM119 200V201H114V200ZM138 199V200H137ZM150 199V198H149ZM189 199V198H188ZM196 199V198H195ZM198 199V198H197ZM245 199V197L243 198V200ZM124 200H127V199H124ZM140 200V201H139ZM194 200V199H193ZM250 200V199H249ZM114 201V202H113ZM138 201V202H137ZM152 201V200H150ZM245 201V200H244ZM246 201H247V198H246ZM245 201V202H246ZM259 203H261L262 201L260 199H258ZM186 202H189V201H186ZM200 202V200H199ZM249 202V201H248ZM127 203V202H126ZM194 203V202H193ZM198 203V202H197ZM204 203V202H203ZM243 203V201H242ZM251 203V202H249ZM249 203L244 204L247 209V213H249L250 211H252L253 209L256 211V214L258 215V217H261L262 215V211L264 212V210H261V208H264V203L263 204H259L258 202L255 204L254 207H252L251 205H248ZM151 204V202H150ZM152 204H153V201H152ZM195 204V203H194ZM254 204V202H253ZM259 205L258 207L256 205ZM263 205V207H262ZM141 206V205H140ZM205 206V205H204ZM218 206V205H217ZM142 207V206H141ZM193 206H191L192 208ZM199 207V206H198ZM261 207V208H260ZM145 208V210H144ZM197 208V207H196ZM203 208V207H202ZM207 208V207H205ZM204 208V210H206ZM140 209V210H139ZM244 209V208H243ZM139 210V211H138ZM195 210V208H194ZM211 210V209H210ZM209 210V211H210ZM245 210V209H244ZM250 210V211H249ZM1 211V212H2ZM4 211V212H6ZM145 211V212H144ZM213 211V210H212ZM254 211V212H255ZM4 212L1 213L4 215ZM90 213L89 215H91V218L89 219V221L87 220L88 218H86L87 216L85 214L87 213ZM144 212V213H143ZM203 212V210H202ZM207 212V211H205ZM215 212V211H214ZM221 212V211H220ZM246 212V211H245ZM253 212V211H252ZM11 213V212H10ZM209 213V212H207ZM212 213V212H211ZM217 213V212H216ZM148 214H151V212L149 213H146V216ZM251 214V213H250ZM253 214V213H252ZM2 215V216H3ZM8 215V214H7ZM12 215V213H11ZM88 215V217H89ZM212 215V214H211ZM238 215V214H237ZM86 216V217H85ZM144 215L143 220L144 221H147L149 218V215L148 217H146ZM152 216V215H151ZM150 216V217H151ZM171 216V215H170ZM213 216V215H212ZM236 216V215H235ZM243 216V214H242ZM246 216V215H245ZM244 216V217H245ZM249 216V215H248ZM251 216V215H250ZM12 217V216H11ZM140 217V216H139ZM214 217V216H213ZM239 217V216H238ZM152 218V217H151ZM211 218V217H210ZM216 218V217H215ZM254 218V217H253ZM141 219V218H140ZM147 219V220H145ZM177 219V218H176ZM183 219V218H182ZM193 219V218H192ZM197 219V218H196ZM205 219V218H204ZM218 219V218H217ZM238 219V218H236ZM244 219V218H243ZM247 219V218H246ZM263 219V218H262ZM4 220V219H3ZM12 220V219H11ZM152 219L149 220V223L148 222H145L146 224H150ZM160 220V219H159ZM169 220V219H168ZM239 220V219H238ZM240 220L241 217H240ZM251 220V219H250ZM250 220H242L243 222H245V224L243 226H245L243 229V231L248 230L249 228H251L250 224H253V220L250 221ZM13 221V220H12ZM139 221V220H138ZM144 221L142 223H144ZM179 221V220H178ZM181 221V219H180ZM219 221V220H218ZM237 221V220H236ZM241 221V222H242ZM250 221V222H249ZM255 221V219H254ZM261 221V220H260ZM21 221H19L20 223ZM25 222V223H27ZM190 222V221H189ZM204 222V221H203ZM230 222V221H229ZM253 222V223H251ZM258 222H259V218H258ZM16 223V222H15ZM18 223V225H20ZM123 225L122 229L118 228L120 227L119 225ZM124 223V224H123ZM140 223V222H139ZM153 223V222H151ZM175 223V222H174ZM177 223V222H176ZM192 223V221H191ZM238 223V222H237ZM249 223V224H248ZM156 224V223H155ZM189 224V223H188ZM213 224V223H212ZM240 224V223H239ZM242 224V223H241ZM8 225V224H7ZM24 225V224H22ZM125 225V226H124ZM152 226V224H150ZM149 225V226H150ZM215 225V224H214ZM230 224H228V227H229ZM257 225V224H256ZM259 225V224H258ZM264 225V224H263ZM3 226V225H1ZM17 226V225H16ZM29 226V225H28ZM154 226V225H153ZM180 226V225H179ZM188 226V225H187ZM227 226V225H226ZM239 226V225H238ZM237 226V227H238ZM260 226V225H259ZM258 226V227H259ZM19 227V226H18ZM25 227V226H24ZM27 227V225H26ZM141 227V226H140ZM11 228V227H10ZM23 228V226L21 227V229ZM34 228V229H35ZM155 228V227H154ZM167 228V227H166ZM214 228V227H213ZM218 228V227H217ZM234 228H235V225H234ZM240 228V227H239ZM240 228V229H242ZM254 228V227H253ZM29 229V228H28ZM27 229V230H28ZM146 229V228H145ZM204 229V228H202ZM212 229V228H211ZM210 229V230H211ZM216 229V228H215ZM214 229V230H215ZM239 229V230H240ZM260 228H258V231H259ZM20 230V229H19ZM141 230V229H139ZM191 230V229H190ZM206 230V229H205ZM209 230V231H210ZM235 230V229H234ZM238 230V231H239ZM251 229H249L250 231ZM21 231V230H20ZM39 231V232H40ZM147 231V230H146ZM145 231V232H146ZM152 231V230H151ZM212 231V230H211ZM223 231V230H222ZM233 231V230H232ZM241 231V230H240ZM249 231H246L249 233ZM23 232V230H22ZM38 232V233H39ZM173 232V231H171ZM179 232V231H178ZM206 232V231H205ZM213 232V231H212ZM221 232V231H220ZM230 232V231H228ZM0 233H2L0 231ZM7 233V232H6ZM26 233V232H24ZM37 233V234H38ZM138 233V232H137ZM244 233V232H243ZM23 233H20L19 235H22ZM27 234V233H26ZM231 234V233H229ZM233 234V233H232ZM241 234V233H239ZM247 234V233H246ZM256 234V233H255ZM1 235V234H0ZM3 235V234H2ZM39 235V234H38ZM139 235V234H138ZM154 235V234H152ZM151 235V236H152ZM211 235V234H210ZM216 235V234H214ZM213 235V236H214ZM225 235V233H224ZM8 236V235H6ZM22 236H25V235H22ZM34 236V235H33ZM140 236V235H139ZM138 236V237H139ZM155 236V235H154ZM227 236V234H226ZM231 237V235H229ZM228 236V237H229ZM238 235H236L237 237ZM241 236V235H240ZM244 236V235H243ZM251 236V235H250ZM249 236V237H250ZM3 236H1L2 238ZM27 238V236H25ZM24 237V238H25ZM47 237V241H49ZM147 237V236H146ZM150 237V236H149ZM147 237V238H149ZM206 237V236H205ZM204 237V238H205ZM216 237V236H215ZM224 237V236H223ZM235 237V236H234ZM242 237V236H241ZM4 238H7V237H4ZM25 238V239H26ZM29 238V237H28ZM33 238V237H32ZM32 238L30 241H32ZM42 238V236H41ZM39 237V239H41ZM151 238V237H150ZM149 238V240H150ZM226 238V237H225ZM239 237H237L235 240H237ZM244 239V237H242ZM16 239V238H15ZM30 239V238H29ZM37 239V238H36ZM197 239V238H195ZM253 239V238H251ZM7 240V239H6ZM9 240V239H8ZM136 240V241H135ZM179 240V239H178ZM199 240H201L202 242H204V239L202 240V238ZM215 240V239H214ZM230 240V239H229ZM234 240V241H235ZM25 241V240H24ZM29 241V243H30ZM34 241H37V240H34ZM42 241H46V240H42ZM46 241V242H47ZM140 241V240H139ZM138 241V242H139ZM159 241V240H158ZM161 241V240H160ZM200 241V242H201ZM226 242V239L224 240ZM224 241L222 242L221 240H218L219 243H224ZM231 241V240H230ZM238 241V240H237ZM236 241V242H237ZM241 241V240H239ZM4 242H7L4 240ZM12 242V241H10ZM20 240H19V245L20 244ZM45 242V243H46ZM79 242V243H77ZM137 242V243H138ZM147 242V241H146ZM154 242V240H153ZM207 243H209L210 247L212 245V249H214L213 253L211 254V259H209L210 261L213 260L214 262V258H215V246L216 248L218 247V245L216 244L215 245V242H212L210 239L208 240L206 238V241ZM228 242V241H227ZM235 242V243H236ZM3 243V242H2ZM9 243V242H8ZM17 243V244H18ZM26 243V242H25ZM28 243V242H27ZM37 242H35L36 244ZM44 242H41V244H43ZM51 243V242H50ZM53 243V244H54ZM143 243V242H142ZM157 243V242H156ZM176 243V242H175ZM222 243H221V246H222ZM33 244V243H31ZM39 244V243H38ZM47 244V243H46ZM139 244V243H138ZM149 244V242L147 243ZM159 244V243H158ZM162 244V243H161ZM196 244V243H195ZM203 244H206V243H203ZM228 244V243H227ZM234 244V243H233ZM238 244V243H237ZM240 244V245H239ZM238 245H232V248L229 250L230 251V254H231V260L233 261V263L235 264H243L244 261H245V256L244 254L250 252L249 251V246H248V243H244V242H239ZM17 245V246H19ZM23 245V244H22ZM21 245V246H22ZM141 245V244H140ZM164 245V244H163ZM255 245V244H254ZM16 246V247H17ZM38 246V245H37ZM49 246V245H48ZM77 246V245H76ZM149 246V245H147ZM166 246V245H165ZM170 246V245H169ZM168 246V247H169ZM180 246V245H179ZM182 246V245H181ZM204 246V245H203ZM220 246V247H221ZM227 245H225L224 247H226ZM248 246V247H247ZM33 247V246H31ZM30 247V248H31ZM43 247V246H42ZM46 247V246H45ZM151 247V246H150ZM172 247V246H171ZM178 247V246H177ZM176 247V248H177ZM214 247V248H213ZM219 247V250H224L226 251V249H220ZM223 247V248H224ZM253 247V246H252ZM23 248V247H22ZM20 248V249H22ZM26 248V247H25ZM36 248V247H34ZM33 248V249H34ZM41 248V247H40ZM50 248V247H49ZM56 248V247H55ZM140 248V247H139ZM143 248V246L141 247ZM161 248V246H160ZM163 248V247H162ZM161 248V249H162ZM200 248V247H199ZM203 248V247H202ZM57 249V248H56ZM59 249V248H58ZM144 249H145V246H144ZM164 249V248H163ZM162 249V250H163ZM178 249V248H177ZM32 250V249H31ZM51 250V249H50ZM64 250V248H63ZM69 250V248H68ZM72 250V248H71ZM157 250V249H156ZM155 250V251H156ZM159 250V249H158ZM161 250V251H162ZM257 250V249H256ZM21 251V250H20ZM40 252V250H38ZM52 251H54L52 249ZM75 251V250H74ZM150 251V250H149ZM154 251V253H155ZM160 251V250H159ZM211 251V252H212ZM217 251V250H216ZM220 251V252H222ZM33 254H34V251H32ZM37 252V251H36ZM42 252V251H41ZM48 252V251H47ZM58 252V251H57ZM49 253V252H48ZM56 253V252H55ZM63 253V252H60V254ZM69 253H71V251L69 250ZM86 253V252H85ZM159 253V252H157ZM223 253V252H222ZM221 253V254H222ZM229 253V252H228ZM37 254H39L37 252ZM53 255V253H51ZM67 254V253H66ZM100 254V255H99ZM217 254V253H216ZM219 254V252H218ZM41 255V254H40ZM58 255V253L56 254ZM68 255V254H67ZM74 255V254H72ZM71 255V257H72ZM91 255V256H92ZM126 255L129 257V261H127V258ZM153 255V254H152ZM157 255V254H155ZM224 255V254H223ZM228 255V254H227ZM43 256V255H42ZM41 256V257H42ZM59 256V255H58ZM63 256H66L65 253L63 254ZM62 256V257H63ZM137 256V255H136ZM220 256V255H219ZM250 256V255H249ZM96 257V256H95ZM139 257V256H137ZM136 257V258H137ZM143 257H146V256H143ZM227 257V256H226ZM255 257V256H254ZM64 258V257H63ZM131 258V259H130ZM148 258V256H147ZM155 258V257H154ZM153 258V259H154ZM229 258V257H228ZM66 259V258H65ZM135 259V261L133 260ZM202 259V258H201ZM67 260V259H66ZM69 260V258H68ZM89 260V258H88ZM87 260V261H88ZM91 260V259H90ZM96 262H98L97 260L98 259H95ZM101 260V259H100ZM217 260V259H216ZM230 260V261H231ZM38 261V260H37ZM36 261V262H37ZM43 261V260H42ZM46 260L43 261V264L45 263ZM144 261V260H143ZM146 261V260H145ZM23 262H26L25 260ZM33 262V261H32ZM35 262V263H36ZM70 262V260H69ZM92 262V260L90 261ZM89 262V263H90ZM102 262H99L100 264H103ZM149 262V260H148ZM212 262V263H213ZM30 263V262H29ZM40 263V262H39ZM38 263V264H39ZM98 263V264H99ZM211 263V264H212ZM230 263V262H229ZM232 263V264H233ZM249 263V262H248ZM27 264V263H25ZM47 264V263H46ZM67 264V263H66ZM81 264V263H80ZM95 264V262H94ZM151 264V263H150ZM191 264V263H190ZM197 264V263H196ZM206 264V263H205Z\"/></svg>",
	"mask_w": 264,
	"mask_h": 264
}]
</instances>
